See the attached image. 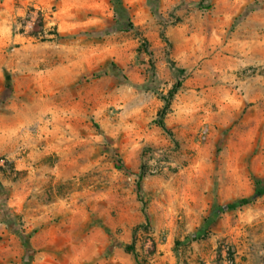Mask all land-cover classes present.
Returning <instances> with one entry per match:
<instances>
[{"label":"rangeland","instance_id":"obj_1","mask_svg":"<svg viewBox=\"0 0 264 264\" xmlns=\"http://www.w3.org/2000/svg\"><path fill=\"white\" fill-rule=\"evenodd\" d=\"M228 258L264 264V0H0V264Z\"/></svg>","mask_w":264,"mask_h":264},{"label":"trees","instance_id":"obj_2","mask_svg":"<svg viewBox=\"0 0 264 264\" xmlns=\"http://www.w3.org/2000/svg\"><path fill=\"white\" fill-rule=\"evenodd\" d=\"M40 23H41V26H40V30L37 31V32H34L33 34H31L33 37H35L37 40H40L42 42H45V41H48V38L47 36H51V37H59V34L56 30H53V31H50L48 33L45 32V25H44V19L43 17L41 16L40 17ZM21 33H24V32H21ZM146 43V42H145ZM145 46H147V44H145ZM180 73L184 74L185 71L184 70H180ZM182 87V82L181 81H178L175 86L172 88V90L169 91L168 93V96L166 98H164V107L162 108V110L159 112V115H158V119L156 120V124L161 128L163 129L165 132H167L171 137L173 136L171 134V132L168 130L166 124H165V117L168 115L169 113V110H170V106H171V101L172 99L175 97V95L179 92V90L181 89ZM257 186H260V182H257L256 183ZM138 192L139 194L142 192V185H141V182L138 183ZM251 202V200L249 199H243L241 202H238L237 204H231V205H228L226 206L225 208H223L224 210L225 209H232V208H235L237 206H242V205H247ZM201 239L200 238V234L198 235H194L193 236V240H199ZM128 250L130 249H133V246H130L129 248H127ZM229 257V255H228ZM232 261V260H231Z\"/></svg>","mask_w":264,"mask_h":264},{"label":"built area","instance_id":"obj_3","mask_svg":"<svg viewBox=\"0 0 264 264\" xmlns=\"http://www.w3.org/2000/svg\"><path fill=\"white\" fill-rule=\"evenodd\" d=\"M226 262H227L228 264H233V261H231L230 258H228Z\"/></svg>","mask_w":264,"mask_h":264}]
</instances>
